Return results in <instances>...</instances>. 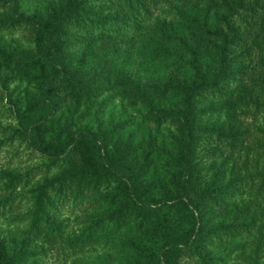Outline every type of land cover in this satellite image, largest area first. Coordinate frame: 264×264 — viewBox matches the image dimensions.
<instances>
[{
    "label": "trees",
    "instance_id": "trees-1",
    "mask_svg": "<svg viewBox=\"0 0 264 264\" xmlns=\"http://www.w3.org/2000/svg\"><path fill=\"white\" fill-rule=\"evenodd\" d=\"M24 3L0 0V30L28 37L0 35L9 139L56 169L28 183L30 171L0 168V215L19 186L30 202L27 225L0 234V264H38L37 241L74 254L112 238L121 264H223L213 249L241 240L244 262L263 264L264 0ZM159 5L176 21L152 19ZM138 46L173 61L163 80L124 70ZM116 97L144 109V136H122L125 119L102 124ZM206 111L222 116L202 120ZM86 116L92 124L80 122ZM75 209L83 224L70 234L61 214Z\"/></svg>",
    "mask_w": 264,
    "mask_h": 264
},
{
    "label": "rangeland",
    "instance_id": "rangeland-1",
    "mask_svg": "<svg viewBox=\"0 0 264 264\" xmlns=\"http://www.w3.org/2000/svg\"><path fill=\"white\" fill-rule=\"evenodd\" d=\"M46 0H25L26 8H41L44 6ZM167 5H159L155 8L152 19L176 21L173 13L168 10ZM0 35L8 42H19L23 45L28 44V37L21 31L8 32L1 31ZM131 62L125 67L124 70L128 71L131 75H140V77L147 80H163L168 72L172 68L171 59H152L145 53L143 47L138 46L131 56ZM143 58V59H142ZM213 56L209 55L207 58L208 63L213 62ZM16 83H10L9 87L14 86ZM23 85H20V89ZM4 91L0 83V168H12L19 172H29L28 183H32L41 178L48 172H54L55 167L51 166L48 171L46 166L41 165L45 160L41 154L31 149V147L19 138L9 139L10 130L8 125H14L15 119L7 109V101L3 97ZM176 100L174 97H168L167 102ZM144 109L133 110L129 106L123 105L121 100L116 97L109 102L99 113L102 124L106 122H115L116 120L125 119L124 129L120 131V134L124 136L128 131L134 130L136 132V138L144 136L149 130L150 126L142 119ZM65 114H62V118ZM222 113H216L215 111H206L201 115L202 120H215L219 119ZM75 118V114L72 115ZM249 117H246L248 119ZM88 124H92L91 118L83 117L80 122L86 121ZM159 134H166L167 125H161ZM27 187H17V197L11 209L0 215V234L10 235L19 233L22 228L27 225V220L24 218V213L27 207L30 205L28 195L25 193ZM235 200L239 199L237 195ZM83 210L75 209L73 212L63 211L61 218L65 221V230L70 234L78 232V229L83 224L82 218ZM241 241H236L228 246L216 247L213 251L219 256L223 257V264H246L242 258V254L246 253L249 249L247 245H243ZM38 244L44 246V251L38 256V264H121L122 252L120 246L112 238L111 241H98L92 246L84 247L82 251H78L74 254L70 253L68 247L62 241L51 242L49 245L40 241ZM262 252L258 253L259 263L264 264V246L261 248ZM186 264H195L188 257L183 259Z\"/></svg>",
    "mask_w": 264,
    "mask_h": 264
}]
</instances>
